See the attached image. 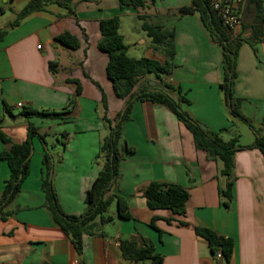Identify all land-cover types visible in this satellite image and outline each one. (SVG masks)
<instances>
[{"label": "crops", "instance_id": "1", "mask_svg": "<svg viewBox=\"0 0 264 264\" xmlns=\"http://www.w3.org/2000/svg\"><path fill=\"white\" fill-rule=\"evenodd\" d=\"M29 1L0 0V128L13 143H21L32 124L44 140L33 136L28 174L3 209L13 213L0 220V264H149L121 257L120 243L140 238L152 242L162 256L161 264H218L192 226L232 239L229 264H264V157L254 148L234 153L232 200L226 208L218 194L227 181L220 174L222 163L196 149L191 133L171 111L149 101L134 102L122 126L120 144L133 151L121 152L118 177L110 190L126 201L132 219L118 218L112 202L107 210L112 222L97 226L92 235H83L81 253L75 252L45 206L41 160L45 146L52 158L51 182L62 212L83 213L86 192L104 161L99 148L108 131L101 91L110 120L126 102L115 96L105 74L107 56L97 48L100 20L118 17V32L129 58L166 64L161 79L150 76L149 82L168 84L174 98L179 89L189 101L181 109L204 129L228 141V131L237 119L230 117L219 89L223 78L220 46L197 13L178 11L191 5V0H143L144 5L136 8L120 7L118 0H72L73 13L48 2L10 27ZM240 17L242 24L232 35L247 40L254 17L247 0H241ZM143 23L161 26L173 36L156 44L142 29ZM261 26L258 40H242L238 47L233 85L234 96L241 100L240 113L256 129L264 122V24ZM63 32L75 36L80 46L71 49L55 41ZM52 63L55 72L50 70ZM68 80L78 81L79 95L74 96L76 85ZM70 97H75L74 106L62 118L20 114L22 107L61 111ZM2 103L10 112L3 110ZM249 131L250 139L240 143L238 138L239 146L253 143ZM8 150L9 145L0 142V153ZM8 176V166L0 160V198ZM151 182L185 188L184 215L148 209L143 191ZM153 218H157L154 224L160 235L150 226ZM178 221L189 226L178 225Z\"/></svg>", "mask_w": 264, "mask_h": 264}, {"label": "trees", "instance_id": "2", "mask_svg": "<svg viewBox=\"0 0 264 264\" xmlns=\"http://www.w3.org/2000/svg\"><path fill=\"white\" fill-rule=\"evenodd\" d=\"M118 1L120 7L132 6L136 8L144 5L143 0ZM48 2L62 6L69 13H73L70 6L72 0H30L16 15L15 20L10 23V27L17 26L29 14L42 10L43 6ZM247 5L254 13L253 24L251 26L252 34L247 40L242 39L240 35H232V31L222 25L211 10L208 0H191V5L181 7L178 10L180 14L197 13L211 39L220 46L223 78L219 84V89L222 92L224 103L228 108L232 120L237 119L244 122L253 133V143L247 147L238 145V136L224 141L219 133L210 132L194 121L180 107L181 104H188L189 101L183 95H180L179 89L176 90L178 97L174 98L170 93L173 91V88L168 84H164L168 90L150 86L148 77L153 76L160 80L161 76L167 71L166 64L144 57L139 59L129 58L126 55V47L122 41V37L118 32V17L115 16L99 21L100 38L97 48L107 56L105 74L111 81L115 96L119 99H126V102L122 111L113 120H110L106 116V97L103 91H101L102 106L104 108L103 121L108 131L102 139L99 148L100 152L104 155V161L91 187L86 192V210L83 213L79 215H67L62 212L51 182L52 158L45 148L41 160L44 176L42 177L40 188L44 193L45 206L50 212L53 221L70 239L76 253H81L83 235H92L97 226L112 222L113 218L107 214V210L112 202L116 203L118 218L123 220L132 219L126 201L122 197L110 193V190L118 177V166L122 159L121 152L131 153L133 151L125 143L120 144V139L122 126L128 120L134 102L149 101L162 105L171 111L191 133L196 149L204 151L208 159L219 160L222 163L220 174L226 177L227 181L224 188L218 189V194L226 208L229 207L232 200V181L230 177L233 169L234 153L242 149L254 148L258 149L262 157H264V122H262L261 127L258 129L254 128L250 121L240 113L239 105L241 100L233 94L238 47L242 40L250 43L258 40L262 35L261 25L264 24V3H262V0H247ZM142 29L156 44L163 43L167 38L173 36L172 33L164 31L158 25L143 23ZM54 39L71 49H77L80 46L78 39L69 32H63ZM54 66V63L50 64L52 72H55ZM68 82L75 83L74 96L79 95L80 86L78 81L68 80ZM74 98L70 97L66 107L61 111H45L32 107H22L20 114L24 117L62 118L73 108ZM2 104L3 110L10 112L9 107L5 103ZM33 136L39 137L42 141L44 140L43 136L37 133L35 126L32 124H28L26 139L21 143H13L0 128V142L9 145L8 151L0 153V160L5 161L9 169V176L4 182L0 198V220L6 219V217L13 213L4 212L3 209L11 203L19 192L20 186L28 174L29 154L32 148ZM143 197L145 198L147 208L150 210H169L174 215L182 216L185 212L188 193L185 188L178 184L151 182L144 189ZM156 219L153 218L151 220L150 226L157 230L160 235L161 232L154 224ZM178 225L189 226L187 222L183 221H178ZM192 229L197 237L207 243L210 255L218 264H229L233 253V241L231 238L221 236L209 228L192 226ZM120 253L123 259L135 263L144 261H148L149 264L162 263V256L155 252L152 242L144 238L122 241L120 243ZM217 253L221 255L220 260L215 259Z\"/></svg>", "mask_w": 264, "mask_h": 264}, {"label": "built area", "instance_id": "3", "mask_svg": "<svg viewBox=\"0 0 264 264\" xmlns=\"http://www.w3.org/2000/svg\"><path fill=\"white\" fill-rule=\"evenodd\" d=\"M208 3L211 10L225 28L230 31H234L241 26V0H208ZM17 106H21V104H17ZM215 259L220 260L221 255L217 253Z\"/></svg>", "mask_w": 264, "mask_h": 264}, {"label": "rangeland", "instance_id": "4", "mask_svg": "<svg viewBox=\"0 0 264 264\" xmlns=\"http://www.w3.org/2000/svg\"><path fill=\"white\" fill-rule=\"evenodd\" d=\"M228 132L231 134L230 135L231 138L233 136H238V134H239L238 137H239L240 143L247 142V140L250 139V131H249L248 126L246 124H244L243 122L238 121V120L236 121V125L234 127H232ZM224 138H227V137L225 136Z\"/></svg>", "mask_w": 264, "mask_h": 264}, {"label": "water", "instance_id": "5", "mask_svg": "<svg viewBox=\"0 0 264 264\" xmlns=\"http://www.w3.org/2000/svg\"><path fill=\"white\" fill-rule=\"evenodd\" d=\"M149 84H150L151 86L156 85V86H158V87H160V88H163V89H165V90H168V88L165 87L164 84L161 83V82H160V83H156L155 81H150ZM44 148H45V146H44ZM45 149H46V148H45ZM31 154H32V148H31V151H30L29 157H30Z\"/></svg>", "mask_w": 264, "mask_h": 264}]
</instances>
